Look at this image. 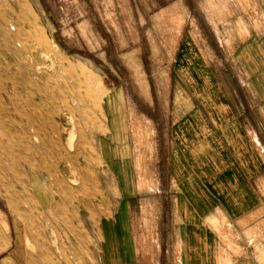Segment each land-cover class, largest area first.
Returning a JSON list of instances; mask_svg holds the SVG:
<instances>
[{
	"label": "rangeland",
	"instance_id": "1",
	"mask_svg": "<svg viewBox=\"0 0 264 264\" xmlns=\"http://www.w3.org/2000/svg\"><path fill=\"white\" fill-rule=\"evenodd\" d=\"M251 1L255 3L256 0ZM79 2L80 0H0V36L17 35L21 42L16 45L18 50L21 51L24 47L29 51L3 59L0 44V133H10L14 143L8 146L5 140L2 142L0 139V248L17 237L13 223L17 219L30 229V234H34L32 237L73 239L76 202V198H73L75 194L71 193L73 188L75 191L79 190L81 205L82 200L86 203V199L81 197L82 192L89 195L93 190L110 193L114 183V203L117 205L119 193L116 181L95 148L96 137L102 131L101 138L110 137L111 119H107L105 111V99L110 94H114L112 106L113 110H117L113 123L116 127L125 126L129 135L127 142L131 147L130 168L136 180L134 186L139 192L155 191L153 176L156 167L164 177L170 174V164L166 160L170 157V144L174 137L172 113L187 110V95H193L189 98L195 110L208 108L210 102L209 110L217 112L216 105L222 98V92L229 91V87L225 86L228 85L230 74L223 64L227 62L231 72L238 75L235 53L247 40L242 37L243 28L247 32L257 29L255 18L248 10L251 5L249 0H129L131 4L126 6L75 7L74 4ZM261 7L264 8V3ZM260 24L262 29L264 23ZM186 48L189 52L188 56L185 54V58L188 57L187 64L195 53L199 58L195 61L197 68L208 67V71L198 72L200 77L204 76L203 72L209 77L208 86L201 85V81L194 87L184 85L183 82L187 79L186 59L185 65L180 66L178 58ZM190 72L189 75L192 73ZM30 78L38 80L40 88L46 92L50 90L53 96L47 106L44 104V120L51 122H47L45 128L50 141L56 142L61 137V144L69 151L68 154L73 152L74 143L79 145L80 155L74 168L80 165V174L86 170L87 172L82 174L83 178L75 176V182L71 172L66 169L64 160L59 159L55 147L52 146L53 151L46 153L38 145V141L32 139V125L28 116L18 117L15 114L16 108L25 107L29 101L26 95L31 88L27 85L23 88L21 84ZM74 82H80V87H74ZM18 95L21 97L18 98ZM16 97L19 101H16ZM54 106L57 116L52 119L55 112L51 116L46 112L51 111ZM71 109L73 112H70ZM3 112L6 113L4 119ZM156 153L161 159L160 163L156 160ZM40 155H43L45 163L41 161ZM71 161H75L74 154L68 157V162ZM37 174L41 175L38 176L42 180L39 182L42 185L46 183L45 189L50 191V206L61 209L63 216L35 215L37 211L34 208L40 204L34 201L36 199L31 193L30 184L31 176ZM148 175L152 176V181L145 183L144 176ZM110 180L114 182L109 183ZM161 188L169 191V183H159V190ZM28 206V212H32L34 216L22 214L24 212L19 210ZM44 216L46 217L43 219ZM68 221H71V225ZM40 257L42 258L35 260H46L44 256Z\"/></svg>",
	"mask_w": 264,
	"mask_h": 264
},
{
	"label": "crops",
	"instance_id": "2",
	"mask_svg": "<svg viewBox=\"0 0 264 264\" xmlns=\"http://www.w3.org/2000/svg\"><path fill=\"white\" fill-rule=\"evenodd\" d=\"M126 1L80 0L74 6L131 4ZM256 1L249 0L248 10L257 29L243 28L247 40L235 53L238 75L223 64L230 74L225 86L229 91L222 92L218 111L209 110L210 102L208 108L195 110L189 98L193 95H187V110L172 113L174 137L166 160L170 174L164 177L156 167L155 191L139 192L134 186L129 135L125 126L113 123L117 110L110 94L105 99L110 137L101 138L102 131L95 148L116 181L117 205L113 180L110 193L82 192L88 203L82 200L81 205L77 189L73 239L35 238L20 219L14 220L17 237L0 248V264H264V0ZM185 54L188 48L178 58L180 66L186 59L184 85L194 87L201 81L208 86L209 77L198 74L208 67L197 68L195 53L187 64ZM155 157L160 163L157 153ZM144 181H152V176H144ZM159 183H169V191L159 190ZM30 187L40 204L35 215H61ZM40 256L46 260H35Z\"/></svg>",
	"mask_w": 264,
	"mask_h": 264
},
{
	"label": "bare ground",
	"instance_id": "3",
	"mask_svg": "<svg viewBox=\"0 0 264 264\" xmlns=\"http://www.w3.org/2000/svg\"><path fill=\"white\" fill-rule=\"evenodd\" d=\"M14 24V23H13ZM0 44H1V51H2V56L4 57L3 59H6V58H13V57H15L16 56V54L17 53H20V52H22V53H29V51L25 48L24 49V47H22V49H21V51H19L18 50V48L16 47V45L17 44H19V42H20V39L19 38H17V35H16V37L14 36V37H12V36H10V35H2V36H0ZM21 43V42H20ZM25 44V43H24ZM26 45V44H25ZM18 46V45H17ZM20 46H22L21 44H20ZM15 59V58H14ZM19 59V58H18ZM16 60H17V58H16ZM4 61V60H3ZM17 62V61H16ZM18 62H19V60H18ZM2 63H5V62H2ZM17 64V63H16ZM15 64V65H16ZM14 65V64H13ZM5 66H7V65H5ZM18 66H19V64H18ZM17 67V66H16ZM70 67V66H69ZM3 68V67H2ZM1 68V69H2ZM4 68H6V67H4ZM19 68V67H18ZM17 68V69H18ZM24 68V67H23ZM8 69H9V66H8ZM8 69H6V70H8ZM28 69H31V68H28ZM67 69V68H66ZM4 70V69H3ZM14 70V69H13ZM19 70V69H18ZM32 70V69H31ZM41 70H43V69H41ZM14 71H16V70H14ZM77 73V72H76ZM79 74V73H78ZM20 75V74H19ZM2 76V75H1ZM77 76V75H76ZM81 77V76H80ZM48 78V77H47ZM50 78H51V76H50ZM76 78V77H75ZM54 79H56V78H54ZM79 79V78H78ZM82 79V78H81ZM46 80V79H45ZM57 80V79H56ZM55 80V81H56ZM4 81V80H3ZM47 81V80H46ZM45 81V82H46ZM61 81V80H60ZM48 82V81H47ZM13 83H15V82H13ZM22 86L21 87H26L25 85H27V87L29 86L31 89L28 91V94L26 95V97H28V102H27V100L26 99H23L24 101L26 100V102H27V105L25 106V107H22L21 109H15L16 111H15V114H16V116H18V117H21V116H28V118L30 119V125H32L31 127H32V139L33 140H36V141H38L37 143H38V145H40L44 150H45V152L47 151V152H52L53 151V148H52V146L53 147H55V149H56V153L59 155V159L61 160V161H63L64 160V162H65V166H66V169L68 170V172H71V174L73 175V178L75 177V176H81V178H83V176L85 175V173L87 172V170H86V172L85 173H82V174H84V175H82V174H80V171H79V167H80V165H78L79 167V169L78 168H74V167H76V162L78 161L77 159H78V157H79V155H80V151H79V145H78V143H74L73 145V152H70V154H68L69 153V151L67 152L65 149L66 148H64L63 146V144H61V140H60V138H58V139H56V137H55V139L57 140L56 142H52V141H50V139H49V137H48V135H47V131L45 130V128H46V123L48 122H46L44 119H45V117H44V110H46L44 107H45V105L47 106L48 105V102L49 101H51L50 100V98L52 99V95H51V91L49 90V91H44V90H42L41 88H40V85H39V82H38V80H35V79H26V80H24L23 81V83L21 84ZM47 85H48V83H47ZM72 85L74 86V87H80V85H81V83L80 82H74V83H72ZM83 85V84H82ZM14 86H16V85H14ZM0 87H2V85H0ZM13 87V86H12ZM20 87V86H19ZM20 87V88H21ZM53 87H54V85H53ZM69 88V87H68ZM12 89H14V88H12ZM62 89V88H61ZM67 90V89H66ZM15 92V91H14ZM13 92V93H14ZM72 92V91H71ZM19 93V92H18ZM73 93V92H72ZM16 94V93H15ZM22 95H24V94H22ZM69 95H71V94H69ZM62 96V95H61ZM72 96V95H71ZM19 97H21V96H19L18 95V98ZM35 97H36V100H35ZM73 97H75L74 95H73ZM77 98V97H76ZM78 99V98H77ZM76 99V100H77ZM82 100V99H81ZM81 100H79L80 102H81ZM16 101H19V100H17V97H16ZM22 101V100H21ZM23 102V101H22ZM26 102H24V104L23 105H25V103ZM66 103V102H65ZM68 103V102H67ZM45 104V105H44ZM70 104V103H69ZM16 105V104H15ZM65 105V104H64ZM67 105V104H66ZM17 106V105H16ZM20 106H21V103H20ZM68 106V105H67ZM82 106V105H81ZM79 107V106H78ZM66 108V107H65ZM68 108V107H67ZM66 108V109H67ZM73 108V107H72ZM80 108V107H79ZM78 108V109H79ZM65 109V110H66ZM58 110V109H57ZM69 110V109H68ZM72 110V109H71ZM77 110V109H76ZM75 110V111H76ZM55 112V115H53V118L52 119H54V116H57L56 115V107L54 106L53 107V109L51 110V111H48L47 110V114L49 113V115L51 116L53 113ZM60 112H61V110H60ZM70 112H73V110L72 111H70ZM80 113V112H79ZM5 112H3V114H2V118L4 119V116H5ZM47 114H46V116H47ZM71 114V113H70ZM69 114V115H70ZM78 114V113H77ZM79 115V114H78ZM77 116V115H76ZM8 117H9V115H8ZM9 118H11V117H9ZM47 118V117H46ZM55 119H57L56 117H55ZM73 119V118H72ZM88 119V118H87ZM19 120H21V119H19ZM1 121H3L2 119H1ZM79 121V120H78ZM12 122V121H11ZM55 122V121H54ZM74 122V121H73ZM25 123H26V121H25ZM49 124L51 123V122H48ZM57 123V122H56ZM88 123H90L89 121H88ZM18 124H19V121H18ZM27 124H29V123H27ZM26 124V125H27ZM75 124V123H74ZM79 124V123H78ZM82 124V123H81ZM9 125V124H8ZM10 125H12V124H10ZM52 125H53V123H52ZM6 126H7V124H6ZM28 126V125H27ZM54 126V125H53ZM53 126H52V128H53ZM79 126V125H78ZM77 126V127H78ZM12 127H13V125H12ZM25 127V126H24ZM82 128V126H79V128ZM22 129H23V126L21 127ZM29 129H30V127H29ZM50 129V128H49ZM12 130V129H11ZM31 130V129H30ZM82 130V129H81ZM75 132H76V130H75ZM31 132H29V134H30ZM50 133V132H49ZM25 134H28V133H25ZM25 134H23V135H25ZM28 134V135H29ZM54 134H55V132H54ZM59 134V133H58ZM77 135H78V133H76ZM60 136V135H59ZM30 137V136H29ZM78 138V137H77ZM0 139H1V141L3 142V140H5V142H6V144L9 146H11V145H14V143H13V141H12V139H11V135H10V133H6L5 131H1V133H0ZM54 139V138H53ZM79 139V138H78ZM52 140V139H51ZM31 141V140H30ZM27 143V142H26ZM33 143H34V141H33ZM35 144V143H34ZM27 145V144H26ZM37 145V146H38ZM63 145V146H62ZM81 146H82V144H81ZM31 147V146H30ZM30 147H29V149H30ZM36 150H37V148H36ZM39 150V149H38ZM37 152V151H36ZM46 152V153H47ZM27 154H28V152H26ZM41 153V152H40ZM45 153V154H46ZM48 153V154H49ZM83 153V152H82ZM35 154V153H34ZM42 154V153H41ZM44 154V153H43ZM44 154V155H45ZM75 155V161L72 163V161H71V163L70 162H68V157H69V155L71 156V155ZM36 155V154H35ZM52 155H53V153H52ZM83 155V154H82ZM41 157L43 156V155H40ZM50 156V155H49ZM54 156V155H53ZM3 157V156H2ZM41 157H39V158H41ZM56 157H58V156H56ZM81 157V156H80ZM43 159H44V157H42V160L41 161H43ZM48 159V158H47ZM47 159H45V160H47ZM58 159V161H60ZM51 160V159H50ZM27 162H28V160H27ZM44 162V161H43ZM53 162H55L54 160H53ZM40 163V162H39ZM38 163V164H39ZM45 163V162H44ZM51 163V162H50ZM78 163V162H77ZM84 163V162H83ZM47 164H49V163H47ZM46 164V165H47ZM54 164V163H53ZM81 164V163H80ZM25 165H26V163H25ZM59 165V164H58ZM57 165V166H58ZM87 165V164H86ZM32 163H31V165H30V167L32 168ZM12 167V166H11ZM37 167H38V165H37ZM51 167H53V165L52 166H50V168ZM55 167H56V165H55ZM82 167V166H81ZM86 167V166H85ZM39 168V167H38ZM37 168V169H38ZM44 167H42V169H43ZM90 168V167H89ZM55 169V168H54ZM58 169V168H57ZM8 170H9V168H8ZM32 170V169H31ZM40 170V169H39ZM46 170V169H45ZM48 170V169H47ZM82 170V169H81ZM38 171V170H37ZM57 171V170H56ZM83 171V170H82ZM16 172H18V171H16ZM48 172V171H47ZM59 172V171H58ZM73 172V173H72ZM41 173V172H40ZM55 173V172H54ZM90 173V172H89ZM2 174V173H1ZM47 174V173H46ZM49 174L52 176L53 175V173H51L50 171H49ZM91 174V173H90ZM55 176H57V175H55ZM86 176H87V174H86ZM90 176V178H92V180L94 179L91 175H89ZM49 177V176H48ZM53 177H54V175H53ZM58 177H60V176H58ZM63 177V176H62ZM18 178V177H17ZM86 178V177H85ZM84 178V179H85ZM49 179V178H48ZM55 179V178H54ZM61 179V178H60ZM14 180V179H13ZM47 180V179H46ZM62 180V179H61ZM63 180H65V179H63ZM87 180H89V179H87ZM31 181H32V187H33V190H34V192H35V194L39 197V199L41 200V202L45 205V206H47V205H50L51 204V200H52V198L50 197V195L48 194V192H47V190L45 189V187L39 182V180H37V178L34 176V175H32L31 176ZM48 181V180H47ZM54 181V180H53ZM76 181V178H74V182ZM95 181V180H94ZM93 181V182H94ZM14 182H15V180H14ZM28 182V181H27ZM55 182H57L58 183V181H55ZM54 182V183H55ZM60 182V181H59ZM65 182V181H64ZM63 182V183H64ZM49 183V182H48ZM53 183V184H54ZM72 183V182H71ZM85 183V182H84ZM87 183V182H86ZM19 184V183H18ZM46 184V183H45ZM51 184V183H50ZM52 184V186H54ZM55 185H56V183H55ZM59 184H57V186H58ZM82 185H83V183H82ZM49 186V184L47 185V187ZM59 186H61V184L59 185ZM21 187V186H20ZM73 187V186H72ZM49 188V187H48ZM52 188H54V187H52ZM22 189V188H21ZM28 189V188H27ZM63 189H65V188H63ZM68 189V188H67ZM66 189V190H67ZM24 192V191H23ZM25 192H28V190L27 191H25ZM75 188H73V192H71V193H74L75 194ZM32 193V192H31ZM18 194V193H17ZM55 194V193H54ZM64 194V193H63ZM66 194V193H65ZM69 194V193H68ZM29 195V194H28ZM33 195V194H32ZM56 195V194H55ZM54 195V196H55ZM58 195V194H57ZM67 195V194H66ZM96 195V194H95ZM100 195V194H99ZM22 196V195H21ZM34 196V195H33ZM64 197V196H63ZM66 197V196H65ZM16 198V197H15ZM60 198V197H59ZM73 198H75V196L73 197ZM77 198V197H76ZM19 199H20V197H19ZM22 199V198H21ZM29 199V198H28ZM24 200V199H23ZM63 200V199H62ZM25 201V200H24ZM34 201H36V200H34ZM71 201V200H70ZM5 202H7V201H5ZM60 202H61V200H60ZM86 202L88 203V201L86 200ZM20 203H22V201L20 202ZM20 203H19V205H20ZM33 203V202H32ZM36 203V202H35ZM27 204H29V202L27 203ZM30 204H31V202H30ZM62 204H63V201H62ZM39 205V204H38ZM27 206V205H26ZM34 207H35V205H33ZM40 206V205H39ZM8 207H9V205H8ZM56 207L57 206H55L53 209H55V211H56ZM86 208V207H85ZM88 208V207H87ZM9 209V208H8ZM31 209L33 210V208L31 207ZM35 209V208H34ZM40 209V208H39ZM52 209V210H53ZM58 209V208H57ZM28 210H29V206H28ZM41 210V209H40ZM51 210V209H50ZM59 210V209H58ZM61 210V209H60ZM23 211V210H22ZM10 212H12V211H10ZM24 212V211H23ZM47 212V211H46ZM51 212H53V211H51ZM19 213V212H18ZM21 213V212H20ZM30 212H28L27 213V215L29 214ZM16 214V213H15ZM23 214V213H22ZM22 214H21V218H22ZM25 214V213H24ZM32 214V213H31ZM40 214V213H39ZM42 214V213H41ZM49 214H50V212H49ZM52 214V213H51ZM12 215V214H11ZM36 215H37V213H36ZM43 215V214H42ZM16 216V215H15ZM18 216V215H17ZM31 216V215H30ZM33 216H34V214H33ZM61 216H63V214H61ZM20 216H18V218H19ZM27 217V216H26ZM29 217V216H28ZM46 216H44L43 217V219L45 218ZM39 218V217H38ZM28 219V218H27ZM48 219V218H47ZM46 219V220H47ZM30 220V219H29ZM28 220V221H29ZM32 220H34L33 219V217H32ZM32 220H31V222H32ZM39 220H40V218H39ZM61 220H62V218H61ZM25 221V220H24ZM77 221V220H76ZM69 222V224L71 223V221H68ZM68 222H66V223H68ZM77 223H78V221H77ZM76 223V224H77ZM30 224V223H29ZM34 224H36L35 222H34ZM65 225V224H64ZM71 225V224H70ZM1 226V225H0ZM77 226H78V224H77ZM34 227V226H33ZM32 227V228H33ZM68 227V226H67ZM73 227V226H72ZM25 229L27 228V226L25 225V227H24ZM36 229H37V227H35ZM43 228H45V227H43ZM42 228V229H43ZM75 228H78V227H74V229ZM3 229H4V225H3ZM34 229V228H33ZM73 229V228H72ZM8 229H6V231H7ZM28 230V229H27ZM38 230V229H37ZM9 231V230H8ZM33 231H35V230H33ZM32 231V232H33ZM42 231V230H41ZM71 231V230H70ZM73 231V230H72ZM79 231V230H78ZM29 232V231H28ZM3 233H5V232H3ZM25 233V232H24ZM30 233V232H29ZM5 234H3V236H4ZM30 235V234H29ZM33 236H34V234H33ZM43 236V235H42ZM6 236H4V238H5ZM31 238V237H30ZM8 239V238H7ZM2 241H5V240H3L2 239ZM9 243H10V241H9ZM3 244V243H2ZM4 246H5V244H4ZM7 246V245H6ZM41 259V258H40ZM7 260V259H6ZM3 262V261H2ZM9 264H10V262H9Z\"/></svg>",
	"mask_w": 264,
	"mask_h": 264
}]
</instances>
